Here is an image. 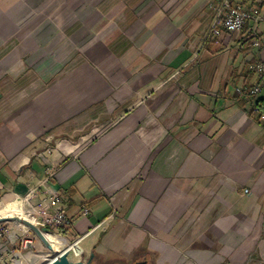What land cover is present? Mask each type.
Masks as SVG:
<instances>
[{"label":"crops","instance_id":"0c3cea01","mask_svg":"<svg viewBox=\"0 0 264 264\" xmlns=\"http://www.w3.org/2000/svg\"><path fill=\"white\" fill-rule=\"evenodd\" d=\"M223 1L0 0V218L49 177L93 264H264V125L236 90L264 23L259 49L249 24L207 37ZM3 228L0 264L10 236L43 261Z\"/></svg>","mask_w":264,"mask_h":264},{"label":"built area","instance_id":"2783aa9c","mask_svg":"<svg viewBox=\"0 0 264 264\" xmlns=\"http://www.w3.org/2000/svg\"><path fill=\"white\" fill-rule=\"evenodd\" d=\"M262 23H264V2L261 0H224L219 12V17L212 23L207 37L220 35L224 31L238 34L249 24L248 31L250 43L253 47L259 49L263 45L260 34V25ZM248 68L258 73V82L250 87L243 85L239 86L236 90L239 94L249 99L251 104L256 107V102L259 99L258 95L264 87V59L249 63ZM261 122L264 125V115L261 117ZM44 183L45 196L40 198L38 205L32 204L30 198H39V187H34L29 192V197H27L29 203L27 219L39 227H51L50 229L48 228V231L45 233L46 237L47 235L54 234L60 240L58 248L63 246V250L58 252L54 248L53 250L48 249L43 254V261L48 263L64 251H69L77 258L82 249V246L79 245V240L68 241L63 235L64 229L70 222L63 205L61 189L59 186L51 184L49 177ZM245 191L250 192L248 188H246ZM84 212L87 213L88 210L85 209ZM31 214L34 215L31 216ZM52 228H57L59 232H53ZM3 230L5 229L3 228L0 230V233H3ZM10 241L12 245L10 251V264H23V249L33 247L34 241L30 238H22L19 240V238L14 236H10ZM0 259H3L2 255Z\"/></svg>","mask_w":264,"mask_h":264},{"label":"water","instance_id":"95a60500","mask_svg":"<svg viewBox=\"0 0 264 264\" xmlns=\"http://www.w3.org/2000/svg\"><path fill=\"white\" fill-rule=\"evenodd\" d=\"M7 218H15L19 220L20 222L28 225L32 229H34L40 238L47 244L48 248L50 250H53V245L50 243L48 238L46 237L45 233L48 231V228L45 226L39 227L38 225L34 224L29 219L22 218L21 216L18 217H1L0 220L7 219ZM94 252H91L90 254L87 253V251L82 248L81 252L79 253V256L76 258L74 257L69 251L62 252L58 257L51 260L50 262L46 264H93V258H94ZM130 264H148L146 260L136 261L134 263Z\"/></svg>","mask_w":264,"mask_h":264},{"label":"rangeland","instance_id":"374dc122","mask_svg":"<svg viewBox=\"0 0 264 264\" xmlns=\"http://www.w3.org/2000/svg\"><path fill=\"white\" fill-rule=\"evenodd\" d=\"M31 190V189H30ZM29 192L30 191H28L27 193H25V194H22V195H20V196H15V197H12V198H10L8 201H14V200H16L17 201V203H18V206L22 209V212L25 214V215H27L28 214V210H29V203H28V201H27V197H29ZM37 200V198H35V199H32V198H30V202L32 203V204H34V205H38V201H36ZM7 202V201H6ZM6 202H4V203H2V204H0V207H4L5 206V203ZM13 215H15V216H19V214H18V212H14V214ZM32 215H34V214H31V216ZM1 216V215H0ZM40 220H42V219H40ZM16 223H19L18 221H16ZM22 223V222H21ZM52 231L53 232H59V230L57 229V228H52ZM86 243V242H85ZM59 246V245H58ZM63 246H61L60 248H58L59 250H56V251H58V252H61L62 250H63V248H62ZM57 252V253H58ZM122 260V262H127V261H124V259H121ZM46 262H44V261H42L40 264H45ZM126 264V263H125ZM127 264H129V263H127Z\"/></svg>","mask_w":264,"mask_h":264},{"label":"bare ground","instance_id":"6f19581e","mask_svg":"<svg viewBox=\"0 0 264 264\" xmlns=\"http://www.w3.org/2000/svg\"><path fill=\"white\" fill-rule=\"evenodd\" d=\"M10 204H11L10 209L7 212L8 215H13L14 212H18V214L21 215V217L27 218V215H25L22 212V209L17 205V202H12ZM47 238L50 241V243H52L53 248L55 250H58V245H59V241H60L59 238H57L54 234L49 235V236L47 235Z\"/></svg>","mask_w":264,"mask_h":264},{"label":"trees","instance_id":"16d2710c","mask_svg":"<svg viewBox=\"0 0 264 264\" xmlns=\"http://www.w3.org/2000/svg\"><path fill=\"white\" fill-rule=\"evenodd\" d=\"M243 100H246V99L244 98ZM247 100H249V99H247ZM245 102L247 103V101H242L243 104H245ZM248 112L250 115L254 116L258 121H261V117H262V115H264V99L263 98L258 99L256 102V107L251 104L249 109H248ZM48 228L50 229L51 227L48 226Z\"/></svg>","mask_w":264,"mask_h":264}]
</instances>
